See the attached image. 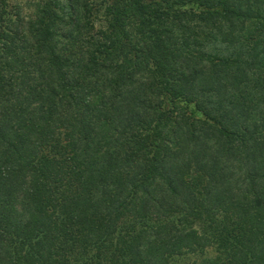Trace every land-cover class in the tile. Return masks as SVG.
<instances>
[{
  "label": "trees",
  "instance_id": "1",
  "mask_svg": "<svg viewBox=\"0 0 264 264\" xmlns=\"http://www.w3.org/2000/svg\"><path fill=\"white\" fill-rule=\"evenodd\" d=\"M0 264H264V0H0Z\"/></svg>",
  "mask_w": 264,
  "mask_h": 264
}]
</instances>
